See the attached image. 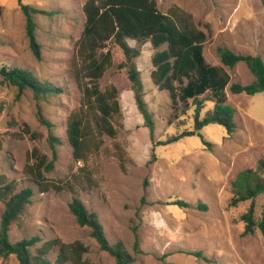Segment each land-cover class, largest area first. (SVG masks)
Listing matches in <instances>:
<instances>
[{"label": "rangeland", "instance_id": "374dc122", "mask_svg": "<svg viewBox=\"0 0 264 264\" xmlns=\"http://www.w3.org/2000/svg\"><path fill=\"white\" fill-rule=\"evenodd\" d=\"M84 1L23 0L51 13L33 15L41 46L38 61L29 48L18 1L0 0V65L27 69L39 81H49L63 89L60 94L35 97L30 90L18 95L15 86L0 83V174L8 181L14 180L16 190H33L31 204L10 226L11 241L34 235L41 242L55 237L67 243L80 240L88 247L84 254L87 261L116 264L114 257L100 249L89 229L76 223L68 208L72 194L39 192L24 171L33 162V148L50 157L46 140L49 132L58 137L59 144L55 146L54 169L45 173L47 178L65 179L84 164L72 158L65 135V119L79 105L80 98L70 61L84 22ZM156 2L162 12L171 5L179 6L192 15L200 29H209L203 55L207 63L222 66L231 77L226 95L227 103L235 109L236 130L227 136L223 126L210 123L199 131L200 136H186L154 147V142L193 129L194 108L185 114L179 113L181 109L172 110L167 91L158 90L148 75L154 52L151 45L128 39L130 46L140 50L135 64L143 84L142 97L154 121L153 139L136 106L127 68L118 66L124 62V55L120 48L113 47V65L104 72L99 85L101 90L109 84L117 88L122 114L119 132L114 137L103 136L100 150L85 162L98 186L80 190L78 197L97 214L109 244L120 243L130 255L128 264H264L260 230L255 227L251 234H242L241 215L251 200L230 205L237 174L255 168L256 162L264 159V91L252 96L232 93V83L249 84L253 76L243 62L224 66L217 54L218 47L226 46L236 53L260 55L264 60V0ZM199 98L206 99L200 114L204 116L213 102L208 100L209 92ZM41 118L53 127L49 130ZM23 124L37 134L35 140L22 133ZM174 199L190 206L169 204ZM253 202L257 221L264 206V192ZM200 204L206 209L199 208ZM3 209L0 199V218ZM197 251L202 255L191 254ZM48 257L53 260L55 252ZM16 263L14 256L6 261Z\"/></svg>", "mask_w": 264, "mask_h": 264}, {"label": "trees", "instance_id": "16d2710c", "mask_svg": "<svg viewBox=\"0 0 264 264\" xmlns=\"http://www.w3.org/2000/svg\"><path fill=\"white\" fill-rule=\"evenodd\" d=\"M17 1L24 15L25 36L29 48L34 58L39 61L41 46L37 41L33 15L51 13L26 4L23 0ZM81 10L84 22L74 43L70 61V71L80 98L79 105L73 108L65 119V135L71 147L72 158L84 164L65 179L47 178L45 173L54 169L57 157L55 146L59 144L58 137L49 132L46 140L51 152L50 157L33 148V162L27 164L24 171L39 192L71 193L68 208L76 223L89 229L91 237L96 240L100 249L114 257L116 264H128L132 260L130 255L120 243L109 244L97 214L89 211L78 197L80 190L98 186L94 174L86 167L85 162L100 150L103 136L114 137L119 132V119L122 114L117 88L109 84L101 90L99 85L104 72L113 65L112 48H120L124 55V62L118 66L127 68L136 106L150 130L152 139L154 121L143 100V84L135 64L140 50L130 46L128 39L138 43L148 42L151 45L154 52L150 57L149 78L158 90L167 91L172 110L181 109L179 113L185 114L194 108L193 129L183 130L178 135L154 142V147L176 142L186 136H200L199 131L210 123L223 126L227 136H231L236 130V123L235 109L227 103L226 87L230 82V75L222 66L206 62L203 48L210 34L209 29L208 32L200 29L192 15L177 5H171L166 12H162L156 0H85ZM1 15L0 6V17ZM217 54L224 66L233 67L243 62L253 76V82L249 84L232 83L229 87L232 93L252 96L264 91V61L260 55L236 53L226 46L218 47ZM0 76V83L15 86L18 95L24 90H30L35 97H46L63 91L62 87L54 86L49 81L41 82L32 72L17 66L0 65ZM207 92L210 93L208 100L213 102V107L207 110L204 116H200L206 99L199 97ZM40 121L49 130L53 127L42 118ZM21 131L32 140L37 138V134L32 132L27 124H23ZM203 142L210 146L204 139ZM1 146L0 139V149ZM263 175L264 159H259L255 168L240 171L234 181L236 191L230 205L251 200L248 209L241 215L244 222L242 234H251L257 227L264 239V206L260 218L256 221L253 202L256 196L264 192ZM32 196L33 190L30 187L16 190V182L8 181L4 174H0V199L4 202L0 218L1 264H6L10 256H14L16 264H93L84 258L88 247L80 240L67 243L55 237L41 242L37 235L15 242L10 240V226L19 220L25 208L31 204ZM169 204L190 206L181 199H174ZM198 207L206 209L205 205L200 204ZM51 252H55L53 260L48 257ZM191 254L202 255L200 251Z\"/></svg>", "mask_w": 264, "mask_h": 264}, {"label": "crops", "instance_id": "0c3cea01", "mask_svg": "<svg viewBox=\"0 0 264 264\" xmlns=\"http://www.w3.org/2000/svg\"><path fill=\"white\" fill-rule=\"evenodd\" d=\"M232 50V49H231ZM262 58V57H261ZM263 59V58H262ZM264 61V60H263ZM151 70V69H150ZM149 75V74H148ZM230 79H231V77H230Z\"/></svg>", "mask_w": 264, "mask_h": 264}]
</instances>
